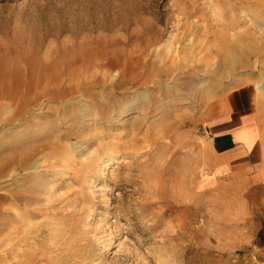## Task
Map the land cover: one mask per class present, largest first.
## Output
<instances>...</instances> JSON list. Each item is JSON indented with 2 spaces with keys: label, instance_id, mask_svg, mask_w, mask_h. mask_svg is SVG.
Segmentation results:
<instances>
[{
  "label": "rangeland",
  "instance_id": "obj_1",
  "mask_svg": "<svg viewBox=\"0 0 264 264\" xmlns=\"http://www.w3.org/2000/svg\"><path fill=\"white\" fill-rule=\"evenodd\" d=\"M0 65V264H264V0H0Z\"/></svg>",
  "mask_w": 264,
  "mask_h": 264
},
{
  "label": "crops",
  "instance_id": "obj_2",
  "mask_svg": "<svg viewBox=\"0 0 264 264\" xmlns=\"http://www.w3.org/2000/svg\"><path fill=\"white\" fill-rule=\"evenodd\" d=\"M238 119L235 125L218 128L213 135V139L209 142V146L221 158H228V160L237 158L240 156L241 148L251 149L256 141L254 130L249 125V120H247L249 117L245 115ZM224 124H228V120H225ZM251 137H253V141Z\"/></svg>",
  "mask_w": 264,
  "mask_h": 264
},
{
  "label": "bare ground",
  "instance_id": "obj_3",
  "mask_svg": "<svg viewBox=\"0 0 264 264\" xmlns=\"http://www.w3.org/2000/svg\"><path fill=\"white\" fill-rule=\"evenodd\" d=\"M34 71H29L26 78L23 79L21 75L15 74L13 71H10V69L5 65H0V97L2 96L4 98L5 94H3V89L6 88V85H11V83H15L17 90H19L23 85H26L27 89H31V87L42 80L45 77V73H41L38 77L34 76ZM14 88V86H12ZM24 88V87H23ZM8 92V91H7ZM4 95V96H3ZM8 96V95H7ZM10 96V95H9ZM13 96V95H12ZM16 96V95H15ZM234 99V98H233ZM251 116V115H250ZM248 115V117H250ZM249 120V119H247ZM246 120V121H247ZM245 122V121H244ZM253 123V122H252ZM254 125V124H253ZM257 125V124H256ZM255 125V126H256ZM249 127V126H248ZM257 128V127H256ZM249 129V128H248ZM258 135V133H257ZM252 141H253V137ZM257 139V138H256ZM259 143V142H258ZM259 150V149H258ZM258 154V153H257ZM255 155V154H254ZM256 158V157H255ZM257 159V158H256Z\"/></svg>",
  "mask_w": 264,
  "mask_h": 264
}]
</instances>
